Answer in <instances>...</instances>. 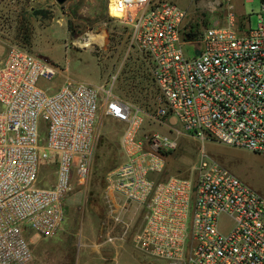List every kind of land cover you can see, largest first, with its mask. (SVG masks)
Listing matches in <instances>:
<instances>
[{"label": "built area", "instance_id": "built-area-1", "mask_svg": "<svg viewBox=\"0 0 264 264\" xmlns=\"http://www.w3.org/2000/svg\"><path fill=\"white\" fill-rule=\"evenodd\" d=\"M233 1L206 0L212 22L200 34L171 0H115L121 16L111 19L129 28L130 48L158 90L164 108L153 120L168 117L192 137L264 155V0L255 29L237 26ZM57 76L64 81L51 93L44 85ZM101 112L123 125L122 161L107 174L105 197L122 228L118 217L128 204L144 213L133 242L145 257L264 264V196L205 156L191 178L160 180L174 140L140 135L146 114L138 107L111 89L64 77L19 45L0 57V264L31 263V239L61 230L67 194L88 179ZM52 161L54 169L43 173ZM223 218L231 222L224 231Z\"/></svg>", "mask_w": 264, "mask_h": 264}, {"label": "rangeland", "instance_id": "rangeland-1", "mask_svg": "<svg viewBox=\"0 0 264 264\" xmlns=\"http://www.w3.org/2000/svg\"><path fill=\"white\" fill-rule=\"evenodd\" d=\"M171 1L188 12L187 26H192L194 33L200 34L211 24L206 0ZM232 4L237 26L241 24L255 29L261 13L259 0L244 2L242 7L241 0H234ZM224 25L220 23V26ZM24 32L28 38L26 43ZM89 34H104V45L87 49L78 46L77 42L84 43ZM0 45L5 50L8 45H19L63 71L64 77L111 89L114 96L143 111L146 115L143 116L140 135L160 134L176 143L173 150L163 155L160 180L191 178L193 167L205 156L264 196V155L192 137L179 125H173L174 121L168 117L161 121L150 117L164 105L156 103L158 90L139 62L137 50L130 48L129 28L112 20L108 14V0H66L63 4L56 0H0ZM183 51L187 57L194 53L189 45L184 46ZM63 81L57 76L44 86L53 93ZM173 130L182 135H176ZM122 131V124L100 113L88 179L81 186L74 182L64 200L66 233L47 239L33 237L32 264H81L78 258L82 254V244L87 248L96 241L119 242L123 238L134 246L133 238L143 225L144 213L128 204L135 215H120L118 220L126 225L122 228L121 224L115 223L105 197L107 174L122 161L118 150ZM43 138L44 134H41ZM230 225L228 219H221L223 231ZM137 254L135 250L129 251L126 260L119 264H168Z\"/></svg>", "mask_w": 264, "mask_h": 264}, {"label": "crops", "instance_id": "crops-1", "mask_svg": "<svg viewBox=\"0 0 264 264\" xmlns=\"http://www.w3.org/2000/svg\"><path fill=\"white\" fill-rule=\"evenodd\" d=\"M238 1V0H236ZM241 7L243 6V0ZM241 30H244L241 29ZM5 53V47L0 45V57L2 55H4ZM172 120V119H171ZM137 208V207H136ZM138 209V208H137ZM139 210V209H138ZM139 212V211H138ZM129 213H131L132 215H135L133 211H131V209H129V206L127 205L123 210H122V214L123 217H125L126 214L129 215ZM66 227L65 225L62 226L61 230L57 233V235L59 234H63L66 233ZM112 231V229H111ZM110 231V232H111ZM135 246L129 244L128 242H126L123 238L119 241V242H94L92 244H90V246H88L87 248L85 247V245L82 244L81 246V256L78 258L81 262V264H89L90 262H94L95 264H119L122 260L125 261L126 256L128 254L129 251H133L135 250L136 254L138 252V254H140V256H142L143 258L145 257V255L140 252ZM137 254V255H138ZM139 256V255H138ZM32 264V263H29Z\"/></svg>", "mask_w": 264, "mask_h": 264}, {"label": "bare ground", "instance_id": "bare-ground-1", "mask_svg": "<svg viewBox=\"0 0 264 264\" xmlns=\"http://www.w3.org/2000/svg\"><path fill=\"white\" fill-rule=\"evenodd\" d=\"M114 1L115 0H108V14L110 15V17H120L121 16V12L120 10H118L115 6H114ZM105 43V36L104 34H98V35H94V34H89L85 37V42H77V45L82 47V48H91L94 46H103Z\"/></svg>", "mask_w": 264, "mask_h": 264}, {"label": "trees", "instance_id": "trees-1", "mask_svg": "<svg viewBox=\"0 0 264 264\" xmlns=\"http://www.w3.org/2000/svg\"><path fill=\"white\" fill-rule=\"evenodd\" d=\"M23 36H24V40H25V43H26L27 40H28L27 33L24 32ZM55 163H56L55 161L45 163L43 165V167H42L43 173H47L48 171H52V169H54V167H55Z\"/></svg>", "mask_w": 264, "mask_h": 264}, {"label": "water", "instance_id": "water-1", "mask_svg": "<svg viewBox=\"0 0 264 264\" xmlns=\"http://www.w3.org/2000/svg\"><path fill=\"white\" fill-rule=\"evenodd\" d=\"M58 4H63L66 0H56ZM195 55H198V52L195 53Z\"/></svg>", "mask_w": 264, "mask_h": 264}]
</instances>
